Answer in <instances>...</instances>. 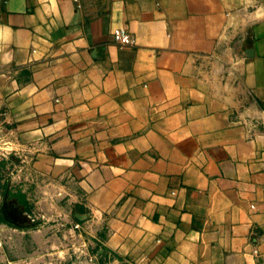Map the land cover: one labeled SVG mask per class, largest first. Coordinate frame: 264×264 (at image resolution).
<instances>
[{"label":"crops","instance_id":"1","mask_svg":"<svg viewBox=\"0 0 264 264\" xmlns=\"http://www.w3.org/2000/svg\"><path fill=\"white\" fill-rule=\"evenodd\" d=\"M0 128L117 261L264 264V0H0Z\"/></svg>","mask_w":264,"mask_h":264},{"label":"rangeland","instance_id":"2","mask_svg":"<svg viewBox=\"0 0 264 264\" xmlns=\"http://www.w3.org/2000/svg\"><path fill=\"white\" fill-rule=\"evenodd\" d=\"M0 147V264H125L106 252L102 234L35 179L28 159L8 143ZM3 206L13 222L4 219Z\"/></svg>","mask_w":264,"mask_h":264},{"label":"built area","instance_id":"3","mask_svg":"<svg viewBox=\"0 0 264 264\" xmlns=\"http://www.w3.org/2000/svg\"><path fill=\"white\" fill-rule=\"evenodd\" d=\"M113 37L114 40L120 44V45H131L133 44V40L131 38V36L128 33H125L122 30H115L113 32ZM6 139V133L4 132V130L2 128H0V145H7L8 142H5ZM9 145V143H8ZM3 149L0 147V150ZM1 155V153H0ZM253 254H257V250H253L252 252Z\"/></svg>","mask_w":264,"mask_h":264},{"label":"water","instance_id":"4","mask_svg":"<svg viewBox=\"0 0 264 264\" xmlns=\"http://www.w3.org/2000/svg\"><path fill=\"white\" fill-rule=\"evenodd\" d=\"M1 210H2V214H3V216H4V219H5L6 221H9V222H13V221H14V219H12V218L10 217V214H9V212L7 211L6 206H3ZM75 218H76L77 220H81L80 217H79L78 215H75Z\"/></svg>","mask_w":264,"mask_h":264}]
</instances>
